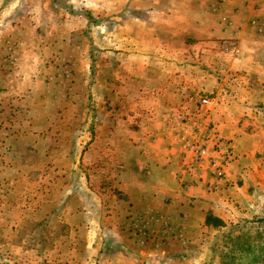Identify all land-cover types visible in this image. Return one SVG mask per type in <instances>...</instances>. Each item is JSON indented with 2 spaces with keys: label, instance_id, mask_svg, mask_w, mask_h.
<instances>
[{
  "label": "rangeland",
  "instance_id": "rangeland-1",
  "mask_svg": "<svg viewBox=\"0 0 264 264\" xmlns=\"http://www.w3.org/2000/svg\"><path fill=\"white\" fill-rule=\"evenodd\" d=\"M131 1L0 0V264H108L109 242L116 241L112 211L144 198L137 181L143 183L152 164L155 176L172 172L181 191L201 187L225 196L227 206L203 221L191 216L182 230L160 212L138 207L128 223L136 238L132 248L157 246L168 264H231L228 257L249 264L244 241L264 242V154L257 155V191L236 202L229 168L237 157L218 127V100L202 93L164 95L155 79L162 67L146 62L159 51L144 47L145 33L124 13ZM124 23L127 31L119 27ZM246 29L226 39L229 49L222 50L246 65L230 68L224 61L218 72L240 80L243 89L254 78L258 107L264 105V16L252 17ZM203 98L211 105L201 106ZM159 132L171 144L148 138ZM205 140L226 169L216 189L208 186L213 180L206 166L197 179L184 173L191 154L183 147ZM152 151L167 158L156 155L151 164ZM139 157L147 165H138ZM254 264H264V257Z\"/></svg>",
  "mask_w": 264,
  "mask_h": 264
},
{
  "label": "crops",
  "instance_id": "crops-1",
  "mask_svg": "<svg viewBox=\"0 0 264 264\" xmlns=\"http://www.w3.org/2000/svg\"><path fill=\"white\" fill-rule=\"evenodd\" d=\"M121 11L123 9L120 8L118 13ZM124 13L134 16L130 19L131 24L134 27L137 22V29L145 33L144 47L151 48L152 52L159 51L155 56L146 57L149 60L146 62L162 67L159 77H153L165 88L166 97L173 96L178 99L184 97V93H202L200 95L212 96L218 100L219 115L216 121L223 136L232 139L231 144L237 157L229 168L234 184L229 194L236 202L245 199V192L248 195L252 192L254 194L258 189L255 174L258 173L260 160L257 155L264 154V138L262 135L260 138L261 130H264V120L260 117L261 114L264 116V105H255L259 89L250 86V81L253 82L254 78L245 80L244 83L247 81L248 86L243 89L239 85L240 80L229 79L227 74L218 72V67L224 66V61L230 68L236 66L240 69L246 65L247 60L243 57L235 56V53L230 51H222L224 48L229 49L224 41L240 36L247 30L248 21L252 17L264 16V0H133L129 10ZM141 15L145 21L140 19ZM119 27L122 31L129 28L126 23L120 24ZM220 39L222 40L219 41ZM234 42L237 44L236 48L242 49V43ZM218 55L222 57L219 58L220 61ZM151 58L154 61L151 62ZM254 66L256 65L252 64L251 67ZM187 81L190 82L189 86L186 85ZM231 83L235 84L234 90L228 89ZM235 90L238 91L236 94L233 93ZM240 90H244L246 95L247 99L244 101L238 94ZM169 111L167 109L165 112ZM163 132L150 134L148 138L159 146L170 143L169 137ZM149 154L151 164L154 163L156 155L161 158H167L168 155L161 152L153 154V151ZM144 160L145 158L139 157L138 165ZM150 167L144 170L143 183L139 179V186H136L139 193L144 192V198H141L139 203H119L116 209L114 208L115 211H112V219L116 220L117 224L112 223L111 231L118 243V249L115 248V251L108 254V264H168L163 257L167 252L157 246L141 249L134 245L132 248L136 238L128 230V225L135 221L133 219L140 214L142 207L144 212H160L163 215L161 219H169L170 223H176L178 229L182 230L193 223L191 216H199L203 221L208 214L224 211L223 207L227 206L225 196L204 193L201 187L181 191L171 175L172 172L162 171L159 172L160 176H155L154 169L151 171ZM138 176L139 171L135 177ZM153 181L158 182L154 184ZM190 197L197 198V201L191 202Z\"/></svg>",
  "mask_w": 264,
  "mask_h": 264
},
{
  "label": "built area",
  "instance_id": "built-area-1",
  "mask_svg": "<svg viewBox=\"0 0 264 264\" xmlns=\"http://www.w3.org/2000/svg\"><path fill=\"white\" fill-rule=\"evenodd\" d=\"M262 28H258V32H262ZM201 106H210L211 100L203 98L200 101ZM214 144H217L214 142ZM187 153L191 154V162H187L185 166L184 173L194 179L199 177V172L206 166V169L212 175V183L209 184V188L216 189L218 185L225 181L226 179V169L222 165H219L217 158L219 150H217L216 146H209L208 141H204L202 144L199 145H186L183 147ZM229 160L225 161V164L228 163ZM216 187V188H215Z\"/></svg>",
  "mask_w": 264,
  "mask_h": 264
},
{
  "label": "trees",
  "instance_id": "trees-1",
  "mask_svg": "<svg viewBox=\"0 0 264 264\" xmlns=\"http://www.w3.org/2000/svg\"><path fill=\"white\" fill-rule=\"evenodd\" d=\"M263 221V219L258 220V223L261 224ZM109 246L111 248H108V250L106 251L107 253H112L113 251H115V248L118 249V243L117 241H110L109 242ZM259 247V248H257ZM241 250L243 251V255L245 256V263H249V264H254L255 262H257L260 258L264 257V242L262 243V246L257 245L256 247L253 245H250L247 243V241H244V245L243 248L241 246ZM228 259L231 260V264L232 260H234V258L228 257ZM244 260V259H243Z\"/></svg>",
  "mask_w": 264,
  "mask_h": 264
}]
</instances>
